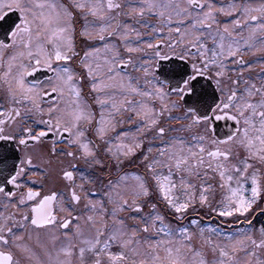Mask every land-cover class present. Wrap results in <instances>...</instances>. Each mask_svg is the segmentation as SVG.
<instances>
[{
	"label": "snow or ice",
	"instance_id": "6c2138e0",
	"mask_svg": "<svg viewBox=\"0 0 264 264\" xmlns=\"http://www.w3.org/2000/svg\"><path fill=\"white\" fill-rule=\"evenodd\" d=\"M0 264H264V0H0Z\"/></svg>",
	"mask_w": 264,
	"mask_h": 264
},
{
	"label": "flooded vegetation",
	"instance_id": "af4514ba",
	"mask_svg": "<svg viewBox=\"0 0 264 264\" xmlns=\"http://www.w3.org/2000/svg\"><path fill=\"white\" fill-rule=\"evenodd\" d=\"M259 69L257 68V71H258Z\"/></svg>",
	"mask_w": 264,
	"mask_h": 264
}]
</instances>
